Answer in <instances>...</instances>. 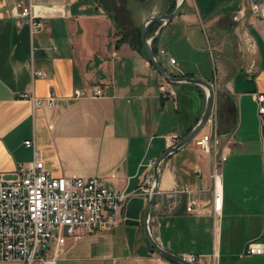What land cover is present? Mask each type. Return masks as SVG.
Segmentation results:
<instances>
[{"label":"crops","instance_id":"obj_1","mask_svg":"<svg viewBox=\"0 0 264 264\" xmlns=\"http://www.w3.org/2000/svg\"><path fill=\"white\" fill-rule=\"evenodd\" d=\"M12 2L32 4L44 21L42 28L29 35L27 22L10 15ZM175 3L0 0L3 178L13 177L17 163L32 159L31 149L23 145L32 140L52 175L95 176L109 189L133 194L149 189L153 165L147 161L154 164L166 150L163 136L180 139L204 105L203 90L187 83H169L174 103L161 97L165 80L142 46L143 20L170 13ZM246 5L247 0H184L173 18L145 25L152 52L169 75L210 84L216 126L228 134L221 148L215 140L210 152L201 154L186 144L159 166L149 233L164 251L194 256L193 264H212V256L214 264H264V114H257L254 99V93L264 92V44L258 35L256 49L249 44ZM159 49L176 64L170 65ZM37 70L43 75L31 74ZM93 84L102 86L103 97H72L74 89ZM28 91L38 98L52 95L53 106L33 108L21 96ZM202 128L203 133L209 130ZM217 155L223 157L217 228L208 212L183 213L184 196L168 211L161 194L182 183L205 185ZM197 168L201 175L195 174ZM140 221L130 224L123 218L114 229L65 239L55 264H171L151 249ZM249 242L260 245L263 254L239 258Z\"/></svg>","mask_w":264,"mask_h":264},{"label":"built area","instance_id":"obj_2","mask_svg":"<svg viewBox=\"0 0 264 264\" xmlns=\"http://www.w3.org/2000/svg\"><path fill=\"white\" fill-rule=\"evenodd\" d=\"M9 12L13 18L27 22L29 35L43 26V19L30 3L12 2ZM50 44L53 45L52 42ZM158 52L167 57L170 65L176 64L165 50L159 49ZM31 74L43 75L38 70L31 71ZM21 96L27 98L33 108H50L54 104L52 95L38 98L28 91ZM103 96L102 86L95 84L72 91L73 98L97 99ZM161 97L170 98L173 103L175 101V92L166 81L162 85ZM254 99L257 114H264V92L254 93ZM205 125L208 126V132L199 131L188 143L191 149L201 154H208L216 140L214 118L208 117ZM178 140L175 134L164 135L165 149ZM23 145L31 149L32 159L17 163L11 178L5 179L0 174V264H55L63 253L65 239L80 240L96 232L116 228L124 218L127 199L135 195L147 198L149 194L150 187L137 194L123 189H109L101 178L95 176L52 175L44 167L33 141L24 140ZM222 159V155L212 159L206 172L205 185L193 187L182 183L162 193L167 210L170 211L184 196L183 213L208 212L217 228L221 215ZM147 165L151 167L153 161H147ZM195 174L201 175V170L195 169ZM205 206H209V209ZM262 254L260 245L249 242L245 244L239 258ZM179 258L187 264H193L195 260L192 255Z\"/></svg>","mask_w":264,"mask_h":264},{"label":"water","instance_id":"obj_3","mask_svg":"<svg viewBox=\"0 0 264 264\" xmlns=\"http://www.w3.org/2000/svg\"><path fill=\"white\" fill-rule=\"evenodd\" d=\"M184 0H176L173 10L165 15H150L145 18L140 26V34H141V42L144 49V53L147 61L151 64L153 69L168 83H187L200 87L204 92V105L201 114L198 119L194 123V125L170 148L166 149L161 155H159L154 161L152 167V175H151V184L150 190L147 198L142 196H131L127 199L124 205V218L130 224H137L139 219L141 220L142 231L145 239L147 240L151 249L164 260L171 264H187L179 257L164 251L159 246L156 245L154 240L152 239L149 230H148V220L151 214V209L156 197L157 191V181H158V171L159 166L162 160L168 155L176 152L180 148L184 147L188 144L194 136L202 129L205 125L212 109V101H213V92L210 84L202 79L193 76L187 77H175L169 75L163 67L156 60L152 49L149 44V39L145 33V25L150 20H159L165 22L171 18H173L179 11Z\"/></svg>","mask_w":264,"mask_h":264},{"label":"rangeland","instance_id":"obj_4","mask_svg":"<svg viewBox=\"0 0 264 264\" xmlns=\"http://www.w3.org/2000/svg\"><path fill=\"white\" fill-rule=\"evenodd\" d=\"M244 13L246 14L247 18H250L249 24L246 27L248 29H251L249 44H251L254 47V49H256V44H255V40L257 39L256 35L259 36L258 37V39L260 38L259 41L260 42L262 41L263 42L262 44H264V0H247V5L244 8ZM205 59L207 61V57ZM209 70L210 69H208V75L210 76ZM212 106L213 107L211 109V115L209 117H213L215 122H217L218 115H217V111L214 110V106L216 107V104ZM202 131L204 132L205 129L202 128ZM222 131L223 130L218 129L217 126L215 127L216 146H218L219 148L228 144V134L222 133Z\"/></svg>","mask_w":264,"mask_h":264}]
</instances>
